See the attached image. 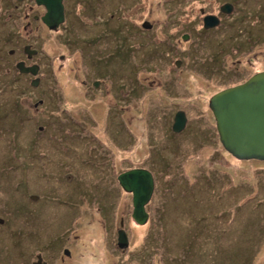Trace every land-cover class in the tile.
<instances>
[{"label":"rangeland","instance_id":"rangeland-1","mask_svg":"<svg viewBox=\"0 0 264 264\" xmlns=\"http://www.w3.org/2000/svg\"><path fill=\"white\" fill-rule=\"evenodd\" d=\"M134 1L68 0L81 15L77 38L91 32L87 57L66 40L69 20L59 50L46 48L56 56L57 81L47 74L44 105L35 110L31 89H5L26 117L18 111L0 120V264H39L40 252L58 264H264V161L224 162L208 111L209 98L264 71V41H250L243 54L235 50L248 33L242 30L264 24V10L242 1L227 16V23L243 19L236 40L185 41L181 27L200 19L193 2L138 0L135 10ZM142 21L154 30L141 34ZM95 79L103 82L99 90H92ZM178 111L187 127L179 137L185 152L175 159L178 139L166 120L175 113L174 124ZM6 124L21 131L6 132ZM187 142L205 148L186 157ZM25 143L28 155L18 149ZM154 154L174 167H155ZM214 156L216 165L200 162ZM132 169L155 179L144 224L133 219L132 195L118 181ZM174 186L183 190L173 193ZM173 194L181 206L169 203L164 211ZM195 199L206 217L198 216ZM122 229L129 244L120 247Z\"/></svg>","mask_w":264,"mask_h":264},{"label":"flooded vegetation","instance_id":"flooded-vegetation-1","mask_svg":"<svg viewBox=\"0 0 264 264\" xmlns=\"http://www.w3.org/2000/svg\"><path fill=\"white\" fill-rule=\"evenodd\" d=\"M188 2H193L191 4H194V7H198L199 9V20H194L193 23H186L183 27H181V38L185 41L191 40L192 36H196L199 38H206L208 36H214L221 38L222 41L229 42L236 40L238 38V33L236 31L238 22H242L243 19L236 16L232 18L227 23V16H230L236 9H239L240 3L243 1V3L246 4L248 7V10H254L260 7L264 10V0H187ZM139 1L135 0L130 6V8H133L136 10V5H138ZM47 3H54L55 11L52 12L48 8ZM62 6L63 7V21L58 22V9L56 6ZM84 11V17L82 18V21L84 24H86V20H88V13ZM204 9L209 10H217V12L214 13H204ZM264 13V12H263ZM208 16L213 17L214 19H207ZM79 17H81L80 14H78L74 10V4L70 5L68 0H0V120L6 121L8 116L10 114L14 115L16 117H19L21 113H17L18 111H22L23 114L26 117V114L24 112V108H21L20 105L22 103H16L18 104L16 106L14 98L8 97L6 88L13 89L17 88L19 90H22V92H26L28 90H32L33 95L35 93L37 94L36 99L33 97L31 102H34V108L35 110L39 108L40 106H43L45 103V97H46V91L47 87L51 82H49V79H47V74H52V79L54 81H57L55 70L53 67H55V58L56 56H51L47 49L53 53H55V50H59L61 39H62V27H66L68 25V21L70 20V26H69V39H66L69 41V44L75 51L79 50L82 54L85 53V56L87 57V53L91 50L90 45L87 43V41L91 38V32H89L88 27L85 25V28L87 29L83 32L82 36L77 38L78 36V26L81 28V25H78ZM254 19V18H253ZM264 23V18L262 17L260 20V24ZM88 24V23H87ZM142 27V28H141ZM138 29H143L145 32L141 33L146 35V33H151L154 30V26L149 23L148 21H142V24L137 26ZM233 28V30H232ZM66 30V29H65ZM243 33L246 31L248 32L247 35H244L243 38H240V44L235 49L241 54H243L246 49H249V43L252 40L264 41V24H261L260 27H257L255 29H248L242 30ZM220 32V36L218 33ZM179 32L173 33V36H176ZM139 34V35H141ZM133 35L137 38H139V35H135L133 32ZM65 36V35H64ZM169 36L165 35L162 40H168ZM161 40V39H160ZM206 40V39H205ZM210 40V39H207ZM220 44H222L220 42ZM218 48L219 49V46ZM224 47H227V45L224 44ZM47 48V49H46ZM222 49H219V52H221ZM57 57H62L58 55ZM261 57V56H260ZM250 63V62H249ZM250 65L254 66L250 63ZM259 67L260 65H256ZM90 69V68H89ZM91 72V71H90ZM264 72L263 70H260L256 73ZM92 73V72H91ZM254 73V74H256ZM93 74V73H92ZM253 74V73H252ZM252 74L247 77L244 81L249 79ZM253 74V75H254ZM48 81V82H47ZM56 83V82H55ZM103 82L100 80H93L91 87L92 90H99V87H102ZM50 89V86H48ZM52 88V87H51ZM93 100V99H92ZM121 100H123V96L121 97ZM210 100V98H209ZM209 100H208V111H209V117L212 118L214 125V117L213 114L209 108ZM11 102L13 104H11ZM17 102V101H16ZM179 113L182 111H178ZM183 113V112H182ZM175 114V113H174ZM174 114H172V119L166 120L167 124V130H170L172 132L173 129V118ZM24 117V118H25ZM23 117H20V121H24ZM183 128L187 127V118L184 119L183 122ZM6 132L13 133L14 132V126L6 124V126L1 125ZM38 127V130L42 131L44 126L43 125H36ZM21 127V126H17ZM1 131V129H0ZM16 133H19L21 131V128H17ZM23 132L25 135L30 133L29 128L23 127ZM177 137V149L172 150L174 153L175 159L177 156L183 151L179 150V137L183 134V131L180 132H174ZM200 131L198 132V134ZM214 133L217 137V145L220 147V151L218 152V155H221L225 153L228 157L227 159H224V162H229L228 159L238 160V161H249V160H239L235 157H233L230 153H228L222 146L218 133L216 131V126L214 127ZM166 136L169 137L167 134ZM194 140H202L199 139L197 134H194ZM153 142V141H152ZM24 143V142H23ZM205 143V142H204ZM169 148L172 146L168 142ZM200 146V148H205L204 144H199L197 146H194L195 149ZM152 147V146H151ZM154 147V142H153ZM186 151V157L192 156V154L196 152V150L187 142V145L185 146ZM24 155H28L29 153V146L25 143V145H20L18 147ZM24 150H28V152H24ZM185 152V151H183ZM216 154V153H215ZM162 158V161L161 159ZM217 157H213L206 162H204L205 158H200V162H203L204 164H207L209 166L216 165ZM251 161V160H250ZM257 161V160H256ZM152 162L155 165V167L165 168V169H171V167H174L168 161L164 159L159 154H154L152 157ZM177 162V161H176ZM178 163V162H177ZM152 174V173H151ZM153 177V174H152ZM198 178H203V176H200ZM154 183L155 179L153 177ZM238 211L235 210V213ZM200 216V215H198ZM206 217V215L204 216ZM3 221L0 220V224L3 225ZM129 244V243H128ZM260 245H264L263 242H260ZM51 258L46 259L43 252L38 253V256L36 257V260L39 262V264H58L55 262L56 256L50 255ZM38 257L40 259H38ZM29 264H33V262H30Z\"/></svg>","mask_w":264,"mask_h":264},{"label":"water","instance_id":"water-1","mask_svg":"<svg viewBox=\"0 0 264 264\" xmlns=\"http://www.w3.org/2000/svg\"><path fill=\"white\" fill-rule=\"evenodd\" d=\"M54 12V3H47ZM58 9V22L63 21V7ZM207 19H214L209 16ZM216 131L223 148L239 160L264 161V72L252 75L245 82L221 90L209 100ZM185 117L178 114L173 131L183 128ZM122 188L132 195V217L137 224L146 222L145 206L154 189L153 177L147 170L132 169L118 176ZM122 226V223H121ZM120 247L127 246L124 230L119 231ZM38 259H40L38 257Z\"/></svg>","mask_w":264,"mask_h":264},{"label":"trees","instance_id":"trees-1","mask_svg":"<svg viewBox=\"0 0 264 264\" xmlns=\"http://www.w3.org/2000/svg\"><path fill=\"white\" fill-rule=\"evenodd\" d=\"M161 170L163 171V170H165V168H161ZM171 189L172 188H170L169 190L171 192H173V193H176V194H178L179 191H182L183 190L182 189V186L180 188H178V186L177 187L174 186L173 187V189H174L173 191ZM166 199H167L166 200L167 203H166V206H164V208H163L164 211H166L167 208L169 207V205H168L169 203L175 204V207H177L179 205V202H178L177 198L174 197V194H173L172 198H166ZM193 203L199 205L200 213H201L200 216H201V218H204V216H205V215H203L204 208L201 207V205H202V199L201 200L200 199H195V201ZM179 206H181V205H179Z\"/></svg>","mask_w":264,"mask_h":264}]
</instances>
